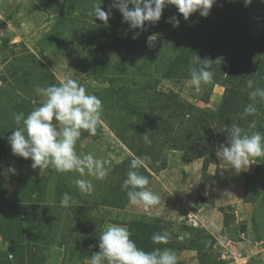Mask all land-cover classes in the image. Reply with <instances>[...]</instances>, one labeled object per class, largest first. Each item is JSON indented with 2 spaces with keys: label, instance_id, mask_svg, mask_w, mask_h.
Segmentation results:
<instances>
[{
  "label": "rangeland",
  "instance_id": "obj_1",
  "mask_svg": "<svg viewBox=\"0 0 264 264\" xmlns=\"http://www.w3.org/2000/svg\"><path fill=\"white\" fill-rule=\"evenodd\" d=\"M112 3L0 0V264H89L108 225L130 231V224L143 219H160V233H169L170 245L164 249L176 254L177 264H264V189H257L254 179L259 162L239 174L222 172L216 156L218 142L228 135L226 121L217 114L226 87L222 80H211L199 90L186 86L188 65L167 75L188 42L205 52L194 42L199 19L185 20L175 6H167L159 22L146 23L141 31L123 23L116 8L107 26L89 15L98 5L108 11ZM173 16L178 27L168 22ZM263 29L262 19L252 21L249 41L259 45ZM135 33L137 39L132 38ZM153 33L158 38L149 47L147 37ZM241 33L233 37L239 39ZM260 54L264 56V48ZM238 55L232 60L241 69V58L250 62L252 55ZM67 78L102 101V123L94 136L82 130L75 151L111 161L103 180L58 173L51 166L41 175L30 158L14 155L8 143L20 127L13 113L26 116L45 99L34 88ZM224 80L231 86V78ZM181 102L184 109L170 136L179 144L189 137L188 149L203 148V157L183 160L182 145H171L155 125ZM146 113L154 115L149 126ZM145 133L150 145L141 143ZM146 155L151 159L137 171L148 177L147 187L160 198L149 209L130 205L122 190L133 156ZM78 178L92 182L91 195L80 192L74 183ZM65 193L69 206L62 207ZM221 223L223 228L216 230ZM131 239L139 246L133 232Z\"/></svg>",
  "mask_w": 264,
  "mask_h": 264
},
{
  "label": "clouds",
  "instance_id": "obj_2",
  "mask_svg": "<svg viewBox=\"0 0 264 264\" xmlns=\"http://www.w3.org/2000/svg\"><path fill=\"white\" fill-rule=\"evenodd\" d=\"M244 2L247 6L252 0H244ZM214 4L216 0H113L108 11L98 5L89 15L103 21L107 26L111 9L116 8L122 14V22L128 24L131 30L143 31L146 23L159 22L167 6H175L183 18L188 20L196 12L207 17ZM168 22L173 27H178L180 23L175 16L169 18ZM138 36L139 33H135L132 38L137 39ZM157 38L156 33L149 35L148 46H154ZM190 63L193 66L190 68V79L186 86L199 90L202 84L211 82L213 78V72L209 70L211 60L202 59L196 54L191 58ZM247 87L253 90L249 92L251 102L244 108L242 118L256 114V104L264 101V88H254L252 80L247 81ZM34 91L45 99L26 116L23 112L13 113L14 122L20 127L8 137L12 153L25 159L30 158L31 167L38 168L41 175L51 166L62 174L75 172L79 173L80 177L105 179L109 174L111 161L99 159L91 152L79 155L75 151L82 130L94 136L97 127L102 123L100 119L102 101L96 95L88 93L72 78L61 80L58 85L44 88L36 86ZM255 126V122H252L249 128ZM225 131L228 132L227 143L220 144L216 149L217 159L223 165L220 167L222 172L234 170L239 174L249 170L257 158L264 157V133L245 131L237 124H233ZM143 140L145 144H151L147 133L143 135ZM150 159L147 155L133 156L122 184V190L126 191L129 204L143 206L145 209L160 202L159 196L147 187L150 183L148 177L137 171L141 167H146V161ZM10 170L15 171V169ZM74 183L85 195H91L94 191L90 180L78 178ZM69 200V195L65 193L60 202L61 206H69ZM168 239V232L154 233L151 236L154 244L167 243ZM89 264H177V257L169 249L145 251L131 239L128 228L110 224L99 236V251L91 255Z\"/></svg>",
  "mask_w": 264,
  "mask_h": 264
},
{
  "label": "trees",
  "instance_id": "obj_3",
  "mask_svg": "<svg viewBox=\"0 0 264 264\" xmlns=\"http://www.w3.org/2000/svg\"><path fill=\"white\" fill-rule=\"evenodd\" d=\"M192 16L196 21L199 19L201 27V30L195 34V38L193 37L194 42L200 48L206 47V50L205 52H199L197 48L192 49L191 42H188V47L182 46L181 54L175 55L174 60L171 62L170 69L167 70V75H171L172 71L180 65H182L180 68L188 65L190 71V68L193 66L190 63V60L196 54L202 59H210L211 67L209 70L213 72L212 80L219 82L222 80L221 84L226 87L222 104L217 111L221 121H226L228 129H230L233 124H237L245 129V131H259L264 133V101H259L256 104V114L242 118L244 108L251 102L249 100V92L253 90L247 87V81L252 80L254 82V88H264V56L262 57L260 54L261 50L264 48V43L262 42L264 32L259 40V45L254 41H249V38L251 37L249 30L250 23L258 19H262L264 23V0H252V3L247 6L245 5L244 0L216 1V4H214L207 17L201 16L199 12L193 13ZM239 30L242 32L241 36L238 37L239 39H236L233 36ZM238 53H241L242 56L247 54L252 55L250 62L249 59L245 60V58H241V69H239L238 64L233 63L236 60H232L233 58H239ZM253 58H255V60H253ZM227 61L229 63H227ZM232 63L233 66L229 67ZM238 71L239 73L236 74ZM225 77L231 78V86H229L224 80ZM183 106L184 103L182 102L179 104L176 103L175 108L171 111L169 110L166 117L157 120L155 125L158 131H161L168 136L167 139L170 141L171 145H182L181 148L185 151V154H183V160H193L194 158L206 155L205 150L203 148L201 150L199 146H195V148L189 150L188 147L191 142L189 137H187L186 142L179 144L177 143V138H173L175 137L174 134L173 136H170L172 130L171 126H173L176 120H178L177 118L182 115L181 111L184 109ZM188 112H192V110H188ZM150 116L154 115L146 113L143 116L146 126H149L151 120ZM252 122H255L256 126L255 128L250 129L249 125ZM142 142L144 143V140L142 141L141 139V143ZM226 143L227 138H223L221 142H218V145ZM137 153L138 155H141L139 152ZM256 161L259 162V166L255 172L256 178L254 179L255 183H257L255 187L257 189L260 188V191H262L264 189V157L257 158ZM205 165H208V161L206 160ZM246 180L248 183L250 179L248 180V178H246ZM258 194L260 195V192ZM256 199L257 198H254L253 200ZM159 222L160 219H143L136 220L133 224H130V232L134 233V237L137 239V242H139V248H142L145 251H152L155 249L156 246L152 242L151 236L154 233H160V230H162L158 225ZM156 245H158L159 249H164L170 244L167 242Z\"/></svg>",
  "mask_w": 264,
  "mask_h": 264
},
{
  "label": "crops",
  "instance_id": "obj_4",
  "mask_svg": "<svg viewBox=\"0 0 264 264\" xmlns=\"http://www.w3.org/2000/svg\"><path fill=\"white\" fill-rule=\"evenodd\" d=\"M242 175V174H241ZM243 176V175H242ZM243 179L244 178H242V185L244 184V181H243ZM194 186V185H193ZM189 192H193V193H197V190H195V188H191V190H189ZM198 194H196V196H197ZM196 196H195V198H196ZM241 196V195H240ZM223 223H221V224H219L218 226H217V229L216 230H218V229H222L223 228V225H222Z\"/></svg>",
  "mask_w": 264,
  "mask_h": 264
}]
</instances>
